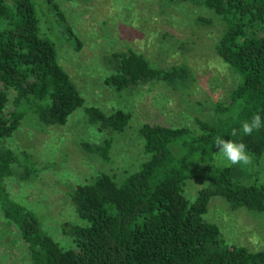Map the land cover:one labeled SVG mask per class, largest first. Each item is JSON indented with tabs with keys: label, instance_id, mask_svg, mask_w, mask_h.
I'll list each match as a JSON object with an SVG mask.
<instances>
[{
	"label": "trees",
	"instance_id": "16d2710c",
	"mask_svg": "<svg viewBox=\"0 0 264 264\" xmlns=\"http://www.w3.org/2000/svg\"><path fill=\"white\" fill-rule=\"evenodd\" d=\"M43 1L80 51L82 42L58 2ZM169 1L212 14L199 16L195 23L217 30L215 53L237 81L227 99L211 105V116L196 118L197 130L143 124L137 132L145 159L136 169L120 179L113 172H102L71 188L75 220L64 222L61 229L72 246L64 248L39 216L8 191L7 180L16 176V166L23 170L19 180L33 176L35 169L23 164L29 154H17L7 140L26 118L61 127L84 108L91 125L126 133L132 115L120 110L107 115L86 106L59 64L54 41L42 32L37 0H0V217L17 229L26 245L28 262L20 264H264V249L228 243L219 226L206 219L214 198L233 211L264 215V183L257 169L264 161V126L251 135L241 129L257 114L264 125V0ZM114 56L120 68L105 83L116 91L149 80L178 87L182 80L194 79L186 65L158 67L133 48ZM193 83L178 89L189 90ZM234 129L236 136L231 134ZM217 137L244 143L256 170L244 176L236 166H216ZM83 148L104 162L111 159L109 139ZM201 177L205 186L191 201L186 197L187 184Z\"/></svg>",
	"mask_w": 264,
	"mask_h": 264
},
{
	"label": "rangeland",
	"instance_id": "374dc122",
	"mask_svg": "<svg viewBox=\"0 0 264 264\" xmlns=\"http://www.w3.org/2000/svg\"><path fill=\"white\" fill-rule=\"evenodd\" d=\"M55 1L81 40V50H76L77 44L70 40L66 26L50 7L37 0L42 32L54 41L59 64L84 96L86 106L99 108L107 115L119 110L132 115L126 133L91 125L84 108L61 127H47L34 118H26L20 130L7 140L17 154H29L23 164L35 169L33 176L19 180L23 170L15 167L16 176L7 180L12 198L33 210L58 243L71 248L61 229L64 222L75 220L71 188L90 182L102 172H113L120 179L127 171L136 169L145 159L142 138L137 132L143 124L197 130L196 118L211 116V105L227 99L237 76L215 53L217 30L195 23L199 16L212 17L202 8L169 4V0ZM129 48L143 53L158 67L186 65L194 79L182 80L177 85L188 88L194 83L189 90L155 80L125 91L112 89L105 79L120 68L114 54ZM106 139L112 141L109 162L83 148L86 143L98 145ZM213 163L219 167L236 166L244 176L256 170L253 164L229 165L219 154ZM257 169L264 183V161ZM197 173L202 175L199 170ZM204 186L205 178L190 181L186 197L194 201ZM206 219L219 226L228 243L256 251L264 249L263 214L233 211L225 201L214 198ZM22 262H28L26 245L17 229L0 217V264Z\"/></svg>",
	"mask_w": 264,
	"mask_h": 264
},
{
	"label": "clouds",
	"instance_id": "9594fccd",
	"mask_svg": "<svg viewBox=\"0 0 264 264\" xmlns=\"http://www.w3.org/2000/svg\"><path fill=\"white\" fill-rule=\"evenodd\" d=\"M262 119L259 114L253 116L250 120H245L242 125V133L244 135H251L254 131L261 129ZM232 136L237 135V131H232ZM214 145L218 148V154L227 161L229 165H241L247 167L252 164V157L246 150V145L242 142H235L231 139H224L217 137Z\"/></svg>",
	"mask_w": 264,
	"mask_h": 264
}]
</instances>
